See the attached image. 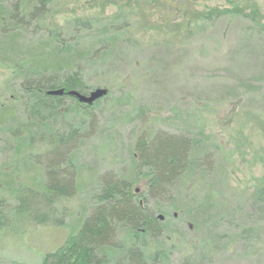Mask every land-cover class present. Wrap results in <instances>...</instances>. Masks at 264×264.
<instances>
[{
  "label": "rangeland",
  "instance_id": "1",
  "mask_svg": "<svg viewBox=\"0 0 264 264\" xmlns=\"http://www.w3.org/2000/svg\"><path fill=\"white\" fill-rule=\"evenodd\" d=\"M38 2L0 0V264H40L64 245L107 179L132 178L144 191L150 172L133 154L139 139L157 134L189 138L192 151L186 182L158 200L160 229L172 238H161L156 264H264V0ZM76 18L92 26L78 30ZM49 37L85 47L82 93L107 94L58 110L77 128L67 155L79 188L58 203L51 224L36 225L11 210L15 197L48 182L45 147L27 144L24 126L37 139L41 131L26 123L22 84L29 71L61 77L69 66L50 57L57 46ZM173 200L176 211L166 206ZM119 232L124 248L130 239ZM106 254L117 264L123 250Z\"/></svg>",
  "mask_w": 264,
  "mask_h": 264
},
{
  "label": "trees",
  "instance_id": "2",
  "mask_svg": "<svg viewBox=\"0 0 264 264\" xmlns=\"http://www.w3.org/2000/svg\"><path fill=\"white\" fill-rule=\"evenodd\" d=\"M38 1L40 5L50 2ZM79 26L88 30L92 24L90 19L76 18L74 27L79 30ZM49 39L57 46L52 48L50 57L61 56L60 59H67V73L64 72L59 77V74H55L59 73L58 70L50 69L47 74H38L33 78L29 71L28 76L24 75L22 84L26 123L29 124V120H32L35 124L37 121L38 130L41 131L37 139L36 131L29 125L24 126V132L30 135L27 144L35 142L45 147L43 156L48 182L43 185L42 190H26V195L15 197L16 204L11 210L14 216L36 225L51 224L53 220L50 218L55 216L58 203L63 198L72 196L79 188V181L75 184L72 182V175L68 174L76 166L73 155H67L75 141L77 128L69 115L60 112L57 114L63 101L75 98L67 94L48 95L47 91L63 88L65 91L75 89L82 93L85 86L82 66L91 56L85 47L77 43L51 40V37ZM101 48L103 52L106 51L104 46ZM44 49L42 46L39 50ZM1 110L7 112L8 109L5 107ZM60 116L67 117H61L60 121ZM59 123L63 131H52L50 135L45 133V127L52 128L53 124ZM191 145L189 138L167 134L139 139L133 157L136 156L140 166L150 172V177H144V191L134 188L135 182L132 178H110L104 181L99 193L92 196V214L82 222L75 236H71L55 251L46 254L40 264H107L110 262L106 254L109 249L123 250V257L117 264L159 263L162 255L161 238L167 242L172 237H167L166 228L160 229L162 221L158 212L166 213V210L160 207L163 203L158 200L163 197L173 198L169 195L172 189L177 190L178 185L175 184L186 182L187 177L184 175H188L190 171ZM65 169L69 170L66 172ZM260 186L259 195L263 200L264 184ZM166 206L170 210L178 209L174 200L167 202ZM2 210L3 206H0V226L4 218ZM122 229L126 232L127 239H130L124 248L117 241Z\"/></svg>",
  "mask_w": 264,
  "mask_h": 264
},
{
  "label": "water",
  "instance_id": "3",
  "mask_svg": "<svg viewBox=\"0 0 264 264\" xmlns=\"http://www.w3.org/2000/svg\"><path fill=\"white\" fill-rule=\"evenodd\" d=\"M65 93L67 95L73 96L80 103L91 105L99 98L105 96L107 94V89L97 88L91 91L89 94H82L77 90H70L66 92L63 88L47 91L48 95H53V96H61L64 95ZM159 217L160 219L164 218L162 215H160Z\"/></svg>",
  "mask_w": 264,
  "mask_h": 264
}]
</instances>
